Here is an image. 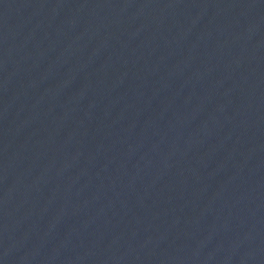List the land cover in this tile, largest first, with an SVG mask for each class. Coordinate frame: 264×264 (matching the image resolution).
I'll use <instances>...</instances> for the list:
<instances>
[{
  "label": "water",
  "instance_id": "obj_1",
  "mask_svg": "<svg viewBox=\"0 0 264 264\" xmlns=\"http://www.w3.org/2000/svg\"><path fill=\"white\" fill-rule=\"evenodd\" d=\"M0 264H264V0H0Z\"/></svg>",
  "mask_w": 264,
  "mask_h": 264
}]
</instances>
